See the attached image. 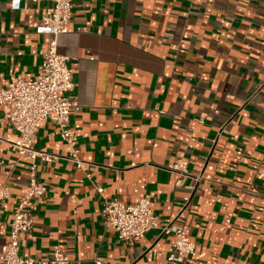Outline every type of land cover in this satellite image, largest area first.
Segmentation results:
<instances>
[{"label": "crops", "instance_id": "crops-1", "mask_svg": "<svg viewBox=\"0 0 264 264\" xmlns=\"http://www.w3.org/2000/svg\"><path fill=\"white\" fill-rule=\"evenodd\" d=\"M9 3L0 86L36 76L50 41L37 29L51 1ZM58 51L71 58L81 106L71 127L86 163L36 161L47 191L31 205L21 254L60 248L71 264H167L173 235L161 227L128 242L103 222L104 197H149L161 225L174 220L197 246L176 264H264V0H75ZM17 135L0 105V184L12 189L0 201V251L32 173L7 142ZM34 146L71 154L51 121ZM180 156L202 176L195 190L193 176L170 170Z\"/></svg>", "mask_w": 264, "mask_h": 264}, {"label": "built area", "instance_id": "built-area-1", "mask_svg": "<svg viewBox=\"0 0 264 264\" xmlns=\"http://www.w3.org/2000/svg\"><path fill=\"white\" fill-rule=\"evenodd\" d=\"M3 0H0V6ZM40 0H9L11 10H20L25 2ZM52 5L46 8L38 32L50 35L48 47L43 51V63L39 73L32 78L14 76L6 85L0 86V105L5 108V115L17 132V138L7 140L20 157L32 160V173L27 188L19 196L17 207L9 222V239L2 245L0 264H71V256L60 248L53 250L49 258L24 256L21 246L24 237L28 235L34 224L31 205L34 200L47 191V185L34 172L36 161L55 162L66 158L72 161L78 169H84L86 163L78 153L77 135L71 127L72 112L79 111L70 93L75 88L74 74L70 66L71 58L58 51V38L69 30L73 15L75 0H49ZM54 122L59 129L61 138L69 145L71 154L63 156L59 153L39 150L34 146L38 129L44 122ZM5 160L0 158V166ZM170 170L179 176H193L189 170V161L178 157ZM89 177L90 175L87 174ZM195 185L201 180V175L193 176ZM98 192L103 193L101 186ZM11 186L0 184V201L10 197ZM190 195L183 198L182 209L188 206ZM103 222L112 228L120 240L136 242L153 229L161 227L164 234L173 235L169 248L167 264H176L184 257L192 259L197 255V246L189 237L187 229L169 220L161 225L155 214L152 200L142 197L134 203L126 202L118 197L106 198L102 207Z\"/></svg>", "mask_w": 264, "mask_h": 264}]
</instances>
